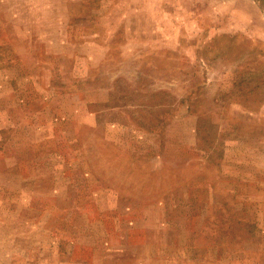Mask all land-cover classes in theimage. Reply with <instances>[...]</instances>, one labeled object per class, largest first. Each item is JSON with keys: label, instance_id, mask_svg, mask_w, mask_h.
I'll return each mask as SVG.
<instances>
[{"label": "rangeland", "instance_id": "374dc122", "mask_svg": "<svg viewBox=\"0 0 264 264\" xmlns=\"http://www.w3.org/2000/svg\"><path fill=\"white\" fill-rule=\"evenodd\" d=\"M0 264H264V0H0Z\"/></svg>", "mask_w": 264, "mask_h": 264}]
</instances>
